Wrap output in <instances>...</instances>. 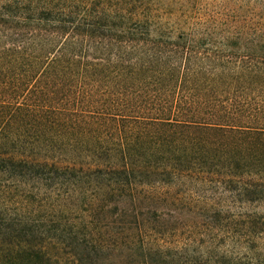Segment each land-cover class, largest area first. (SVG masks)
<instances>
[{"label":"trees","instance_id":"trees-1","mask_svg":"<svg viewBox=\"0 0 264 264\" xmlns=\"http://www.w3.org/2000/svg\"><path fill=\"white\" fill-rule=\"evenodd\" d=\"M0 264H264V0H0Z\"/></svg>","mask_w":264,"mask_h":264}]
</instances>
